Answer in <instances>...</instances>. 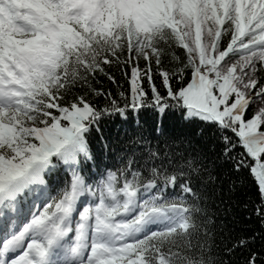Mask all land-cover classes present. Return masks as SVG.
<instances>
[{"label":"snow or ice","instance_id":"snow-or-ice-1","mask_svg":"<svg viewBox=\"0 0 264 264\" xmlns=\"http://www.w3.org/2000/svg\"><path fill=\"white\" fill-rule=\"evenodd\" d=\"M142 110L203 146L105 136ZM220 160L261 201L231 255L264 244V0H0V264H225L204 203Z\"/></svg>","mask_w":264,"mask_h":264},{"label":"trees","instance_id":"trees-1","mask_svg":"<svg viewBox=\"0 0 264 264\" xmlns=\"http://www.w3.org/2000/svg\"><path fill=\"white\" fill-rule=\"evenodd\" d=\"M177 55L180 50L177 49ZM168 58L165 59L167 63ZM115 79L125 87L126 78L118 66H105ZM97 88L111 90L116 92V88L104 76H99V83L95 84ZM142 125L147 133H151L152 128L163 129L165 136L160 140H152L154 146L164 148V140H168L172 145V150H179L182 147H202L199 128L190 124L187 120L181 119L179 113L169 114L163 118L152 110H142L137 115L133 113L127 121L120 118L107 120L103 125V132L106 137L115 140L117 137L124 139L125 131L129 133ZM159 135V132H157ZM93 145L95 149L100 148V142L94 138ZM217 168L218 180L212 187L206 188L204 203L208 209L209 215L213 221L209 227L212 229L213 236L211 255L216 259H222L225 264H244V261L255 251L264 255V244L259 239L250 249L237 248L231 255L228 250L241 237H250L260 230V224L254 209L260 204V196L251 177L246 173H236L230 164L220 160ZM203 236L199 237L202 242ZM197 238H193L195 244Z\"/></svg>","mask_w":264,"mask_h":264}]
</instances>
